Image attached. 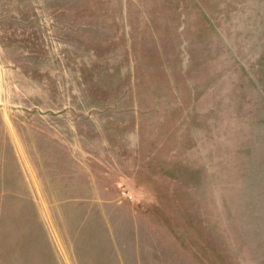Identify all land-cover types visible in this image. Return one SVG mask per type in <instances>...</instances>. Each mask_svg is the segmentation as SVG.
<instances>
[{"label": "rangeland", "instance_id": "374dc122", "mask_svg": "<svg viewBox=\"0 0 264 264\" xmlns=\"http://www.w3.org/2000/svg\"><path fill=\"white\" fill-rule=\"evenodd\" d=\"M120 201L141 264H264V0H0V264H106Z\"/></svg>", "mask_w": 264, "mask_h": 264}, {"label": "crops", "instance_id": "0c3cea01", "mask_svg": "<svg viewBox=\"0 0 264 264\" xmlns=\"http://www.w3.org/2000/svg\"><path fill=\"white\" fill-rule=\"evenodd\" d=\"M84 216L82 227L76 231L81 233L82 229L89 224L90 239L88 242L89 252L97 251L100 260L106 264H125V255L128 251L134 250L135 264H141L136 258L138 240L141 237V226L139 224L140 208H134L129 201H120L116 204L100 205L91 202H85ZM127 212V221L123 227H119L117 219L121 211ZM96 216L98 222H94ZM123 220V218H122Z\"/></svg>", "mask_w": 264, "mask_h": 264}]
</instances>
